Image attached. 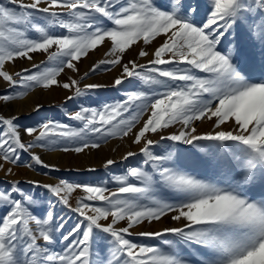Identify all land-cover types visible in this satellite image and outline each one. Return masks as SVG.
<instances>
[{
	"label": "snow or ice",
	"instance_id": "1",
	"mask_svg": "<svg viewBox=\"0 0 264 264\" xmlns=\"http://www.w3.org/2000/svg\"><path fill=\"white\" fill-rule=\"evenodd\" d=\"M40 21L64 31H50ZM159 37L163 40L151 53L138 52L140 58L151 55L147 64L123 63L133 45L148 46ZM105 42L110 45L105 59L79 79H57L65 68L78 72L81 59ZM255 49L258 62L251 54ZM35 53L46 54V61L32 65L35 71L5 70L6 63L31 61ZM101 66L122 69L113 87L129 78L149 87L102 108L82 106L69 113L80 127L49 120L21 128L18 116L0 114V171L15 175L5 163L18 165L22 153L30 156L28 168L59 171L33 149L60 146L79 154L100 147L92 137L130 134L150 170L129 168L114 177L115 190L65 179L27 181L82 218L71 226L65 219L56 222L54 205L45 206L21 181L0 186V264H264V0H0V78L13 89L0 94V102L22 98L37 86L73 90L67 97L72 100L105 87H80L89 72L111 71ZM18 87L25 90L15 91ZM204 120L212 122L213 131L201 134L195 122ZM177 124L178 132L164 135ZM24 134L32 140L25 141ZM150 134L230 149L218 165L227 177L223 186L169 166L172 154L151 151L158 141ZM135 155L128 151L122 159ZM114 163L108 159L104 166ZM78 191L83 195L73 207L71 194ZM166 217L178 226L133 231ZM168 234L176 239L160 245L131 239ZM57 243H63L60 251L53 250Z\"/></svg>",
	"mask_w": 264,
	"mask_h": 264
},
{
	"label": "rangeland",
	"instance_id": "2",
	"mask_svg": "<svg viewBox=\"0 0 264 264\" xmlns=\"http://www.w3.org/2000/svg\"><path fill=\"white\" fill-rule=\"evenodd\" d=\"M4 3H7V0H4ZM40 23L47 27L48 30L55 33L64 31L46 25L44 21H40ZM30 35L35 37L38 34L30 33ZM162 40L163 38L159 37L148 46L143 45L142 41L137 45H133L124 54L123 63H127L129 60H137L139 63L147 64V61L152 57L149 55L148 57L140 58L138 56L140 48H145L151 53L155 47L159 46ZM109 47V43L105 42L104 45L99 46L96 50L90 51L88 56L83 57L77 64L78 72H73L65 68L64 72H62L57 79L61 82H68L69 77L79 79L80 76L89 71L94 63L106 58L105 53L109 50ZM251 54L258 62L259 50L255 49ZM32 55L33 59L31 61L28 59H16L14 62L6 63L5 70L10 73H15L25 68L32 69L33 64L46 61V54L35 53ZM47 66L52 67L54 64L49 63ZM104 67H111V71L98 70L95 73L89 72L88 77L80 82V87L83 89L85 84L91 83H98L105 85V87L87 90L84 95L68 100L67 97L73 95V90L64 89L62 86H52L49 89L37 86L27 90V95L22 98H17L8 103L0 102V114L5 117L18 116V122L21 128L25 126L39 127L40 124L49 120L67 123L73 127H80V122L69 119V113L78 111L82 106L102 108L106 104L111 105L125 99L126 93L149 87L135 78H129L125 80L122 85L113 87L114 78L120 75L122 69L119 66H101L102 69ZM181 67H183V65H181ZM32 71H35V69H32ZM156 87L160 92L165 91L162 86ZM24 90L25 89L21 87L15 89V91ZM12 92L13 89L9 87L7 82L0 78V94H11ZM38 104L41 105V107L37 111L36 105ZM195 126L197 127L198 133L201 134L213 131L212 122L207 120L197 121L195 122ZM179 130L180 125L177 124L165 130L164 135H169ZM150 136L153 140L158 141V143L151 146V151L158 155L172 154V161L169 166H175L179 170H186L189 174L196 175L198 178H206L212 182H219V185L223 186V181L227 179V177L223 175V169L218 165L219 162L227 157L228 152L231 151L230 149L221 148L217 142L211 141L194 142L195 146H193L169 140H160L159 135L155 134H150ZM23 139L25 141H31L32 137L24 134ZM92 139L97 140L100 147L97 149H86L84 153L79 154L73 152L65 153L61 150L60 146L37 147L33 149L36 154L41 156L45 163L54 165L59 171L53 168H43L41 166L28 168L25 165L32 163V161L28 153H22L21 162L18 165L5 163V168L12 167L15 175L6 176L4 171H0V186L7 187L8 183L12 181H21L22 187L31 189V191L41 199L45 206H47L49 202L54 205L52 210L56 222L65 219L68 220V225L71 226L78 219L82 218L64 205L58 203L57 199L43 187L30 185L27 181L33 180L41 183L54 184L60 179H65L70 182L83 181L89 184L103 185L107 186L109 190H115L117 183L114 177L125 175L129 168L139 166L150 170V166L144 165L143 161L145 157L139 152L140 146L132 142L133 138L131 134L124 138L114 136L106 139L103 137H92ZM109 147H111L113 155H107L106 152H104V150ZM128 151H133L136 155L127 160L122 159ZM108 159L114 160L115 163L109 167H105L104 165ZM0 163H2V161H0ZM90 169H94V171H90ZM137 183L139 184V182ZM81 195H83V193L79 191L71 194V203L73 207H75L76 199ZM119 226H124V222H121ZM171 226H178L177 222L172 221L170 217H166L162 218L159 222H153L151 224L145 223L142 226H138L133 231H160L165 227ZM131 239L137 243L160 245L163 239L175 240L176 238L168 234L163 238L133 235ZM41 243L43 242L41 241ZM52 247L53 250L60 251L63 247V243H57Z\"/></svg>",
	"mask_w": 264,
	"mask_h": 264
},
{
	"label": "bare ground",
	"instance_id": "3",
	"mask_svg": "<svg viewBox=\"0 0 264 264\" xmlns=\"http://www.w3.org/2000/svg\"><path fill=\"white\" fill-rule=\"evenodd\" d=\"M104 152H106L107 155H113L111 147H109L108 149H105ZM92 154H94V153H92Z\"/></svg>",
	"mask_w": 264,
	"mask_h": 264
}]
</instances>
